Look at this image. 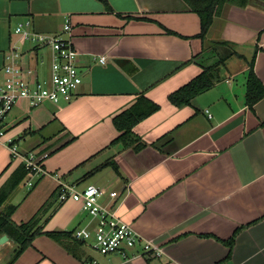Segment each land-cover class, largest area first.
Returning a JSON list of instances; mask_svg holds the SVG:
<instances>
[{
    "label": "crops",
    "instance_id": "0c3cea01",
    "mask_svg": "<svg viewBox=\"0 0 264 264\" xmlns=\"http://www.w3.org/2000/svg\"><path fill=\"white\" fill-rule=\"evenodd\" d=\"M28 19L44 33L70 22L83 82L68 102L32 107L20 100L7 114V137L43 156L46 174L33 186L27 174L0 210L17 205L12 218L21 223L41 209L44 230L73 232L95 220L81 202H60L59 186L94 183L105 190L101 202L132 224L140 241L123 256L101 254L73 234H40L13 264H264V97L253 108L246 98L253 58L264 84V0H228L204 38L186 0H0V87L16 41L24 66L48 74L49 51L14 33ZM218 41L227 44L216 47ZM223 57L213 87L186 105L169 100ZM142 94L160 106L134 127L147 145L112 144L114 117ZM21 165L0 142V188ZM247 223L225 260L223 240ZM146 241L161 253H146ZM14 247L10 237L0 245V264Z\"/></svg>",
    "mask_w": 264,
    "mask_h": 264
},
{
    "label": "built area",
    "instance_id": "2783aa9c",
    "mask_svg": "<svg viewBox=\"0 0 264 264\" xmlns=\"http://www.w3.org/2000/svg\"><path fill=\"white\" fill-rule=\"evenodd\" d=\"M30 19L20 22L14 33L19 35L20 42L28 40L34 49H43L50 53V66L47 76H39L36 69L24 66L23 51L18 41L12 44L6 53L4 71L6 79L0 87V142L5 140L12 157L21 159L28 174V185L33 186L37 177L46 174L43 166V156L36 151L22 152L13 137H7L4 124L7 114L20 100H27L30 106L37 107L44 102H68L78 93L83 82L79 70L78 56L72 38V26L67 20L63 30L58 33H44L31 30ZM101 62L106 56H101ZM105 190L97 184L90 183L83 188L76 184L61 183L58 189L60 202L74 200L81 202L84 211L95 220L92 226L76 228L74 238L88 242L101 254L129 255V250L140 241V235L132 224L122 220L115 208H110L101 197ZM114 196V194H112ZM146 253L159 254L161 248L151 241L144 244ZM84 264H98L93 259Z\"/></svg>",
    "mask_w": 264,
    "mask_h": 264
},
{
    "label": "trees",
    "instance_id": "16d2710c",
    "mask_svg": "<svg viewBox=\"0 0 264 264\" xmlns=\"http://www.w3.org/2000/svg\"><path fill=\"white\" fill-rule=\"evenodd\" d=\"M192 10L196 11L201 17V31L199 36L204 38L216 16L225 6L228 0H186ZM245 3V2H244ZM227 44L225 41H218L214 45L222 46ZM236 53L234 50L230 51V55ZM225 58H221L220 62L207 66L204 70L194 77L192 80L173 91L169 95V100L177 105L189 104L194 97L203 93L214 86L221 78V66L225 63ZM249 74L247 79V103L250 108L264 97V84L257 76L254 68V58L249 62ZM160 108L159 104L150 100L146 96L139 95L135 103L130 107L124 109L114 117V123L119 131L118 136L113 140L112 144H122L126 147H133L135 150H141L147 145L142 138L134 132V127L144 118L148 117L153 112ZM110 164L118 171L119 168L114 161ZM27 175V170L24 165L18 167L11 178L0 188V207L4 205L13 191L19 186L24 177ZM17 209V205L7 204L0 210V236L7 234L14 242L15 247L11 257L4 264H13L16 259L33 243V240L40 234H47L49 236H58L60 231H46L43 226L39 224L38 218L41 209L29 220L17 223L13 220L12 215ZM257 221V220H256ZM253 221L252 223H254ZM247 223L236 228L233 235L225 241L229 247V253L225 260L232 257L233 248L235 245L238 233L250 225ZM65 235H72V232L62 233Z\"/></svg>",
    "mask_w": 264,
    "mask_h": 264
},
{
    "label": "water",
    "instance_id": "95a60500",
    "mask_svg": "<svg viewBox=\"0 0 264 264\" xmlns=\"http://www.w3.org/2000/svg\"><path fill=\"white\" fill-rule=\"evenodd\" d=\"M9 240V236L7 234H3L0 237V245L4 244L5 242H7Z\"/></svg>",
    "mask_w": 264,
    "mask_h": 264
},
{
    "label": "rangeland",
    "instance_id": "374dc122",
    "mask_svg": "<svg viewBox=\"0 0 264 264\" xmlns=\"http://www.w3.org/2000/svg\"><path fill=\"white\" fill-rule=\"evenodd\" d=\"M27 45H31V43H28ZM21 189H22V190H25V189H26V186H25L24 184H22V185H21ZM12 252H13V249H12L10 255L7 256V258L5 259V261H6V260L12 255Z\"/></svg>",
    "mask_w": 264,
    "mask_h": 264
}]
</instances>
